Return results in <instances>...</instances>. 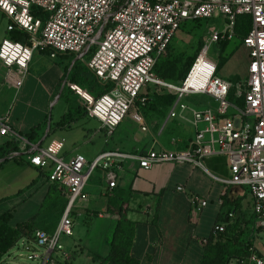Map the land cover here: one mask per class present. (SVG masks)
Listing matches in <instances>:
<instances>
[{
	"label": "built area",
	"instance_id": "obj_1",
	"mask_svg": "<svg viewBox=\"0 0 264 264\" xmlns=\"http://www.w3.org/2000/svg\"><path fill=\"white\" fill-rule=\"evenodd\" d=\"M11 13L0 4L7 17V32L28 34L25 42L6 38L0 46V66L5 69L4 82L21 87L29 64L36 52L49 51L53 59L68 55L85 66L101 86L111 89L95 96L71 82L66 73L61 96L71 90L82 101L87 115L101 123L108 137L131 117L147 131L143 108L154 92L174 93L177 100L169 118L187 121L191 114L195 136L185 150L169 151L151 147L143 154L104 151L89 162L82 154L66 161L62 156L64 140L44 145L41 135L34 142L21 137L11 126L9 117L0 118V136L18 144L17 160L45 171L46 181L57 184L67 198V206L56 230L51 234L37 230L31 238L20 240L28 253V260L40 264H58L69 261L71 254L60 243L62 236L74 235L76 213L81 202L88 200L86 189L98 169L105 173L110 190L117 187V171L121 163L132 159L140 168L150 170L163 163L191 164L211 175L217 182L243 188L251 200L254 226L249 239L247 256L243 261L232 258L229 264H264L257 255L255 244L264 241V0H6ZM44 15V19L36 14ZM251 19V29L241 40L248 51L247 77L235 86L216 75L218 63L213 61L205 77V85L186 89L194 69L212 45L237 38L236 27L240 17ZM219 21L207 31L206 44L186 80L177 85L166 82L155 73L178 32L196 21ZM209 55V54H207ZM73 63V65H74ZM71 71V70H70ZM236 97L244 98V106L229 101L232 88ZM67 88V89H66ZM67 91L65 94L64 91ZM187 95L208 97L204 108L192 107L183 100ZM60 96V98H61ZM223 156L229 166V177L210 174L204 160ZM178 191H184L178 187ZM196 210L207 207V200L194 197ZM235 218V214L229 215ZM227 224L214 226L216 241ZM207 240L204 241L206 243ZM42 250V251H40Z\"/></svg>",
	"mask_w": 264,
	"mask_h": 264
},
{
	"label": "crops",
	"instance_id": "obj_2",
	"mask_svg": "<svg viewBox=\"0 0 264 264\" xmlns=\"http://www.w3.org/2000/svg\"><path fill=\"white\" fill-rule=\"evenodd\" d=\"M8 24L9 20L0 11V46L4 39L13 37L12 33L7 32ZM45 52L39 51L34 54L18 90L4 82L5 69L0 66V118L8 116L12 128L21 137L26 138L35 131L38 137L44 135V143L50 136L52 139L49 144L55 140H64L62 156L68 161L77 154L83 155L82 148L78 147L76 142H69L66 137L59 139L54 131L55 128L52 130L50 121L47 131L44 129L47 118L52 121V117H48L47 110L68 67L53 66L48 60L51 59L49 54ZM60 57L65 59L70 56ZM245 59L248 71V53ZM79 115L83 116L82 113ZM84 116L93 119L88 115ZM143 117L147 131H143L140 124L127 117L116 129L115 133L121 129L120 134L108 150L101 145L83 156L91 162L104 151L143 154L151 147L181 151L189 146L195 136L194 128L190 123V113L186 114L187 121L169 118L167 110L162 115L145 110ZM96 121L99 123V128L95 130L94 135L105 133L101 123ZM74 124L73 118L70 128H73ZM8 140L0 136V146ZM204 165L214 176L229 177L228 162L223 156L207 158L204 160ZM98 170L100 174L95 176ZM98 170L88 182L86 189L88 200L81 202L76 213L74 235L62 236L60 239V243L71 254V258L69 261L59 259L58 264H114L106 258L111 249L114 230L123 217L135 224L131 257L138 264H199L203 255L204 241L212 236L215 225L232 223L235 220L229 218L232 213L242 221L241 241L243 243L249 241L252 235L254 216L251 200L245 190L217 182L199 167L191 164L163 163L145 170L140 168L136 160L129 159L121 163V168L117 171V187L112 190L108 188L104 171ZM1 172H3V187L8 189L16 184L17 187L22 183L27 184V177H31L33 180L31 184L45 187L42 202L44 201L51 185L46 181L47 172L26 162L0 160V174ZM180 186L184 191L177 190ZM23 188L19 187L14 197L12 195L0 199L2 200L0 216L20 205L24 199L16 196L25 191ZM119 190L126 192L122 213L118 212V205L109 207L110 201ZM196 196L208 202L207 207L201 211L196 210L192 203V199ZM12 200L16 201L12 202ZM113 203L119 204L117 201ZM32 217L34 216H29L22 222ZM59 220L51 222L45 217L42 226L56 227ZM17 244H20V241ZM255 250L258 256L264 257L262 239L256 242ZM11 251L5 257L10 259ZM5 257L1 263L7 260ZM9 261L7 260L6 264H9Z\"/></svg>",
	"mask_w": 264,
	"mask_h": 264
},
{
	"label": "trees",
	"instance_id": "obj_3",
	"mask_svg": "<svg viewBox=\"0 0 264 264\" xmlns=\"http://www.w3.org/2000/svg\"><path fill=\"white\" fill-rule=\"evenodd\" d=\"M38 17L44 19V15L37 13ZM196 21L193 23H198ZM251 19L250 17L243 16L238 19L236 33L241 37V40L248 34L251 29ZM12 39L16 41L25 42L28 39V34L20 31L12 32ZM230 41L225 40L224 47H227ZM202 45H200L201 47ZM170 49V48H169ZM200 48H198L197 53L193 58L186 61L184 67L181 69L180 66L174 60H161L155 67L156 75L164 81L179 84L184 82L188 77L190 70L195 63L197 56L199 54ZM45 53L49 54V51ZM62 56V55H61ZM79 63L75 62L71 68V82L80 86L77 82L78 77H81L79 72ZM83 70H88L85 66L82 67ZM68 72V69L66 73ZM234 86L237 83H232ZM86 89L93 95L100 96L111 89V86H101L95 79L90 81ZM72 92L71 90H69ZM65 96L62 95L61 98ZM149 102L143 108V111L148 110L156 114H164L169 107L175 104L177 96L174 93H167L166 91L154 92L150 95ZM229 101L238 104L239 106H244V98L236 97V88L233 87L230 95ZM87 115V112L81 104H70L68 113L56 124L58 128H70L73 121V114ZM50 135V134H48ZM37 133L34 131L29 136L26 137L30 142H34L38 139ZM18 144L15 141H7L4 145L0 146V160L9 161L17 160L14 154L18 152ZM43 174H41L42 176ZM35 183L31 184L28 189H31ZM125 191L119 190L110 201L109 207L118 205V212L122 213ZM2 201V200H1ZM0 201V202H1ZM117 201L119 204H114ZM67 206V198L64 192L59 188L57 184H51L44 201L41 204L40 212L34 217L26 222L17 224L16 226H11L10 222L13 218V211H9L0 216V264L2 259L15 247V245L23 238H31L32 235L37 230H45L48 233H53L57 226L43 227L42 221L45 217H50L52 214H58L60 217L65 212ZM61 219V218H60ZM59 220V219H57ZM60 221V220H59ZM242 221L240 218L235 217L232 223H228L224 232L219 236L218 240H214L211 236L207 239L204 244L203 255L199 264H229L232 258H236L239 261H243L247 256L249 241L243 243L241 241L242 231H241ZM135 236V224L127 220L125 217L121 218L114 230V234L111 240V249L106 258V260L114 264H138L131 257V249ZM240 247V248H239Z\"/></svg>",
	"mask_w": 264,
	"mask_h": 264
},
{
	"label": "rangeland",
	"instance_id": "obj_4",
	"mask_svg": "<svg viewBox=\"0 0 264 264\" xmlns=\"http://www.w3.org/2000/svg\"><path fill=\"white\" fill-rule=\"evenodd\" d=\"M217 24H219V21L217 20L187 24L178 32L176 38L172 42L167 56L163 60H174L182 69L186 61L195 56L198 48H200V54L206 44L208 28L214 25L217 26ZM200 45L202 46L200 47ZM247 53L248 52L241 44V37L237 35V38L230 41L227 47H224V43L212 45V47L210 48L209 56L211 60L218 63L216 71L217 76L231 83H238L245 80L247 77L248 71L247 62L245 59ZM48 60H50L49 62L55 67H68V73H71L70 70L75 61V59H72L71 57H66L65 59L57 57L55 59L51 58ZM79 65V68L81 69L79 71L81 73V77H78L77 82L81 85L82 88L86 89L90 81H92L94 78L88 70L85 71L82 69V67H84L83 65ZM64 85L65 80L60 82L59 88L55 92L51 104H49V108L47 110L49 113L48 117L51 116L52 121L47 118L44 123L45 131H47L50 125V121V126L52 130H54L55 128L54 131L56 132V135L59 136V139L60 137H66L68 138V140H70L69 142H76V145L82 148V153L85 156L88 155L90 151H93L94 149L96 150L101 145L104 146L105 150H108L113 142L117 139L121 129L110 137H108L104 132L100 133L99 135H94L95 130L99 128V123L96 120L88 119L84 115L82 116L78 113L72 115L75 121L73 128L56 127V124L64 117L65 114L68 113L70 104H73L74 106H76V104H81V106H83L81 99L74 92H68V94H66L67 88L64 91L66 95L60 98L61 91L64 88ZM177 85L180 86L181 83L179 82V84ZM183 102L199 109L204 108L205 105L209 103L213 104V102L208 97L199 95H187ZM172 107L173 105L168 108L167 113L170 112ZM51 139L52 138L50 136L49 139L44 143V145H48ZM97 174H100L99 170L96 172L95 176ZM2 176L3 172H1L0 174V199L8 196L11 197L12 195L14 197L15 195H17L16 191H18L17 189L19 187H24L23 189L25 190L24 192H22V194L16 196L21 197L24 200L21 201L20 205L16 209L13 210V218L10 222L12 225L24 221L29 216H35L41 211L40 204L46 191L45 187L37 184L31 189H28L29 186L27 185H30L33 181L31 180V177L28 176L27 184L22 183L19 187H17L18 184H16L11 187V189L4 188ZM15 201L12 200V202ZM60 218L61 217L58 214H52L49 217L51 222ZM63 239L64 238H62V241ZM27 256L28 253L23 250L20 244H17L11 251V254L9 256L10 259L8 257H5V259L10 260L9 264H40L39 260L30 261L28 260ZM7 260L1 264H6Z\"/></svg>",
	"mask_w": 264,
	"mask_h": 264
},
{
	"label": "bare ground",
	"instance_id": "obj_5",
	"mask_svg": "<svg viewBox=\"0 0 264 264\" xmlns=\"http://www.w3.org/2000/svg\"><path fill=\"white\" fill-rule=\"evenodd\" d=\"M207 54H210V49L206 51V55L202 56L200 63L194 69L189 81L186 84V89L204 87L205 77L202 75L209 71L211 65L214 64L210 56Z\"/></svg>",
	"mask_w": 264,
	"mask_h": 264
},
{
	"label": "clouds",
	"instance_id": "obj_6",
	"mask_svg": "<svg viewBox=\"0 0 264 264\" xmlns=\"http://www.w3.org/2000/svg\"><path fill=\"white\" fill-rule=\"evenodd\" d=\"M0 4H3V6L11 13L12 9L8 6L6 0H0Z\"/></svg>",
	"mask_w": 264,
	"mask_h": 264
}]
</instances>
